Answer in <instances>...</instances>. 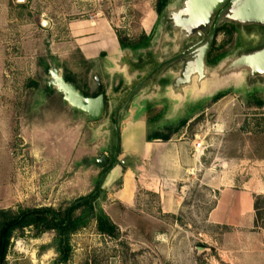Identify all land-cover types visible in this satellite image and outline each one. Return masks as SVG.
Instances as JSON below:
<instances>
[{
  "label": "rangeland",
  "instance_id": "rangeland-1",
  "mask_svg": "<svg viewBox=\"0 0 264 264\" xmlns=\"http://www.w3.org/2000/svg\"><path fill=\"white\" fill-rule=\"evenodd\" d=\"M153 1L157 10L158 0ZM169 1L170 5H174L179 0ZM26 4L30 8L22 7ZM82 4H85V0H26L24 3H19L18 0H0V55L13 53L17 55L18 61H23L21 57L25 54L24 42L33 31L28 19L39 22L43 17L52 19L54 23L78 17L91 19L110 7L109 0H94L90 7L92 12L78 13ZM161 23L160 16L153 34V44ZM52 30L49 32L50 41L56 33L60 36L65 29ZM261 36L255 30L233 28L230 23L222 25L207 57L209 65L214 66L212 62L215 59L219 63L240 51L258 47ZM141 47L144 46L122 45L123 49L129 50H139ZM48 59L52 65L55 64L54 59ZM23 65L20 64L18 69L24 71ZM101 65H104L103 62ZM50 71L49 75L45 72L49 76L48 81L44 78V72L43 75L36 76L41 81V86L47 84L52 89L49 91L46 87L45 95L56 109L57 94L54 91L58 89L52 82ZM57 71L61 73V69ZM109 73L111 74V70L104 66L100 68L94 63L80 64L77 72L78 85L86 89L89 95L94 94L99 91L98 79L102 82L101 77L104 75L108 79ZM118 81V78L113 79L112 86ZM30 82L21 83L27 87ZM84 83L89 84V88H84ZM102 85L105 87L103 83ZM203 85L204 88L198 93L194 87L189 88L183 101L172 97L166 87L147 101L151 107L148 110L151 131L167 135L170 131L182 130L185 132L183 141L187 142L188 151H191L185 153L187 163L190 161L192 166H187L188 171L177 183L175 190V197L182 199L180 210L176 214H164L159 194L147 185L150 180L143 178L139 171L136 177L138 198L135 207L129 213L121 210L124 212L123 216L118 215L130 227L120 230L116 236H109L97 230L95 220L90 221L86 227L71 235L70 258L62 264H264V82L248 84L246 80L239 79L215 91L210 90L211 83ZM59 94L64 98L61 92ZM34 95L23 90L16 94V100L18 104L29 96L38 100L39 97ZM140 98L136 97L137 100ZM61 108L75 122L85 116L75 111L66 100ZM108 112L107 107L104 115L107 116ZM160 114L161 117L157 118ZM18 128L24 130V126L18 125ZM217 128L222 131H215ZM198 136H206L213 147H207L204 153L196 152L194 143ZM82 137L88 144L80 141L74 147L76 141H66L65 168L62 171L49 161L46 171L40 162H31L29 152L26 151L28 145L19 131L17 140L20 145L10 154L18 159V171L23 176L25 185L21 199L0 201V211L18 213L43 206L62 211L76 198L93 192L105 167L92 162L97 157L81 159L76 151L86 145L90 147L89 152H97L96 155H99L108 147L99 130L95 141L92 131L88 134L87 130L85 135L83 130ZM77 142L79 143L78 140ZM218 175L222 178V190H252L255 221L250 226L244 225V230H237L238 227L227 224L212 223L208 219L216 197L221 192L218 189L220 181L213 183ZM103 180L99 189L103 190L100 205L104 209V205L109 203L106 200L109 182L108 179ZM115 184H120V178ZM258 199L259 209L256 210L255 203ZM54 236V231L38 234L33 227L15 231L6 264H54L58 257L53 244Z\"/></svg>",
  "mask_w": 264,
  "mask_h": 264
},
{
  "label": "crops",
  "instance_id": "crops-1",
  "mask_svg": "<svg viewBox=\"0 0 264 264\" xmlns=\"http://www.w3.org/2000/svg\"><path fill=\"white\" fill-rule=\"evenodd\" d=\"M92 1L94 2V0H85L78 13L92 12L90 8L93 5ZM109 1L110 7L91 19L78 17L55 23L52 19L47 20L43 17L39 22L36 19H28L33 31L24 42L25 54L21 57L23 61H18L17 55L13 53L7 56L0 55V201L19 200L22 197L25 185L22 181L23 176L18 171V159L10 154L20 145L17 140L19 131L28 145L26 151L29 152L31 162L36 164L40 162L45 170L48 161L55 163L56 169L62 171L65 168L66 141L71 139L73 142L76 141L74 147L79 145L80 141H84L83 130L85 135L87 130L88 134L92 131L94 141L99 130L108 148L96 155L97 152H89L90 147L82 145L81 150L77 149L76 154L78 153L81 159L99 157L102 154L109 157L113 134L111 124L114 125L110 114L119 104L110 102L108 115H103L99 121H93L84 114L79 122H75L74 119L66 116L64 108L60 109L65 100L58 91H54L57 94V108L51 106L49 97L45 95V89L48 88L49 91L52 89L47 84L41 86V81L36 76L43 75L44 72V78L48 81L50 70L61 69L59 75L75 85L78 90L86 92V89L78 85V66L94 63L95 66L98 65L100 68L104 66L111 70L108 79H105L107 78L105 75L101 77L106 92L111 91L121 80H128L124 71L115 70L112 59L118 58L124 51H129L132 55L145 48L124 50L122 48L124 44L151 47L159 15L153 0ZM27 5L22 7L30 8ZM60 28L65 29L64 32L60 36L56 33L50 41V30ZM48 57L54 59L55 64L52 65ZM101 62L104 65H101ZM22 63L24 64L22 68L25 67L24 71L18 69ZM115 78L119 81L113 87L112 81ZM25 81H31L30 85L26 87L21 83ZM89 86L87 83L83 85L84 88ZM23 90L25 93L29 91L32 95L34 93L35 97H39L38 100L35 101L29 96L27 100L18 104L16 94ZM96 93L98 95L100 91ZM94 94L89 96H96ZM147 101V99L141 101L134 99L121 118L119 160L128 158V162L122 173L118 174L115 170L108 177L109 189L107 188L106 200L109 203L104 205V210L122 231L130 226L125 225L119 216H123L124 212L121 210L129 213L135 207L138 198L136 177L139 171L143 178L147 177L150 180L147 181V185L153 187L159 194L163 213L176 214L180 210L182 201L181 197H175L176 186L188 171L187 166L191 165L190 161L187 163L185 153L191 152L188 151L187 142L183 141L185 132L173 130L163 135L158 131H151ZM18 125L24 126V130L18 128ZM166 136L168 139L164 138ZM119 178L120 184L116 186L115 183ZM221 180L220 175L213 179L214 184L220 181L218 189L221 192L216 197L208 219L212 223L227 224L238 227L237 230H244L243 227H246L244 225L250 226L255 221L252 190L234 191L231 188L222 190L221 187L224 186ZM26 185H29V182ZM30 188L32 189V184Z\"/></svg>",
  "mask_w": 264,
  "mask_h": 264
},
{
  "label": "water",
  "instance_id": "water-1",
  "mask_svg": "<svg viewBox=\"0 0 264 264\" xmlns=\"http://www.w3.org/2000/svg\"><path fill=\"white\" fill-rule=\"evenodd\" d=\"M24 3L26 0H18ZM234 24L239 29L255 30L261 33L258 47L243 50L239 53L210 66L207 60L212 49L217 30L224 24ZM152 56L138 60L133 64L131 53L122 52L118 58L112 59L116 71H124L131 76L132 69L142 70L151 67L150 74L160 69L156 81L150 89L142 94L141 100L155 96L159 89L158 81L168 74L174 75L169 86V93L174 98L184 100L187 90L194 87L196 92L204 88V83H211V91L219 90L229 83L244 79L248 84L264 82V0H179L170 5L164 12L161 27L155 44L146 48ZM164 52L169 53L163 58ZM52 82L64 99L77 112L86 114L91 120L102 118L108 103L112 101L110 93L104 90L98 79L100 93L86 96L82 91L58 74L57 69L51 71ZM148 77L142 80L141 87L132 89L125 100L110 114L116 131L114 161L105 174L103 182L117 170L122 173L128 158L119 160L120 120L126 114L131 103L138 97ZM131 84L125 86L121 93ZM121 116V118H119ZM92 162L104 168L110 159L106 154L94 158Z\"/></svg>",
  "mask_w": 264,
  "mask_h": 264
},
{
  "label": "trees",
  "instance_id": "trees-1",
  "mask_svg": "<svg viewBox=\"0 0 264 264\" xmlns=\"http://www.w3.org/2000/svg\"><path fill=\"white\" fill-rule=\"evenodd\" d=\"M157 6L159 17H163L165 10L170 6V1L158 0ZM230 25L233 28H238L234 24ZM220 29L221 27L218 28L217 32ZM148 47L150 45H146V48ZM212 63L217 64L218 59H215ZM84 94L89 96L87 92H84ZM94 95H97V93ZM147 108L149 110L151 108L150 105ZM159 117H161V114L157 118ZM111 126L113 134L112 144L109 148L110 162L100 173L97 186L93 192L76 198L62 211L48 206L28 208L18 213L6 210L0 211V264L7 263V255L13 233L28 227H33L38 234L47 231L55 232L53 244L56 247L58 257L54 261V264H62L69 260L72 249L70 244L71 235L79 229L86 227L92 220L96 221L97 230L100 233L109 236H116L118 234L120 231L118 226L113 223L100 205V197L103 196V190L99 189V186L114 161L116 131L114 125L111 124ZM164 138L168 139V136ZM118 153H121V147L118 148ZM259 200L255 203L256 210L259 209Z\"/></svg>",
  "mask_w": 264,
  "mask_h": 264
},
{
  "label": "flooded vegetation",
  "instance_id": "flooded-vegetation-1",
  "mask_svg": "<svg viewBox=\"0 0 264 264\" xmlns=\"http://www.w3.org/2000/svg\"><path fill=\"white\" fill-rule=\"evenodd\" d=\"M144 48V47H143ZM125 50V49H124ZM146 50V46L143 49V51L138 52L137 54H132L130 59L132 60L133 64H138V60H144L145 58H149L152 56V54ZM129 51H124V53H128ZM130 53V52H129ZM169 53L164 52L163 58H165L166 56H168ZM150 70L151 67H146L142 70L139 69V65L138 68L136 69H132V74L131 76H128V80H121L119 82V84L114 87L111 90V96H112V101L111 103L115 104L116 102L120 105L126 98L127 94L132 90V89H136L141 87V83L142 80L147 79L146 83L143 85V89L138 93V96L141 97L142 94H145L150 87L152 86V84L156 81V76L158 75V73L160 72V69L157 70L156 72H154L152 75L150 74ZM174 77V75L172 74H168L166 77L161 78L158 83H159V89L157 92H159L163 87L168 88L170 86L171 80ZM129 84H131V86L129 88H127V90H125L124 92L121 93V90L125 87L128 86ZM109 92V91H108ZM107 92V93H108ZM84 93V92H83ZM109 108V103L107 104V106ZM116 109V108H115ZM115 109L111 110V113L115 111Z\"/></svg>",
  "mask_w": 264,
  "mask_h": 264
},
{
  "label": "built area",
  "instance_id": "built-area-1",
  "mask_svg": "<svg viewBox=\"0 0 264 264\" xmlns=\"http://www.w3.org/2000/svg\"><path fill=\"white\" fill-rule=\"evenodd\" d=\"M222 131L220 128H217L215 131ZM207 147H213L212 144H209L206 136H198L195 143H194V149L196 152H202L204 153Z\"/></svg>",
  "mask_w": 264,
  "mask_h": 264
}]
</instances>
